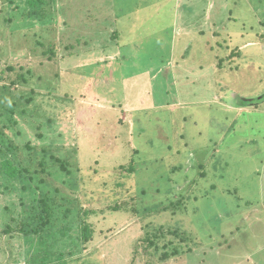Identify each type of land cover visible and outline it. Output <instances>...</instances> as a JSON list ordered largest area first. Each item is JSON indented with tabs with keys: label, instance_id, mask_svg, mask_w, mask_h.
Segmentation results:
<instances>
[{
	"label": "rangeland",
	"instance_id": "obj_1",
	"mask_svg": "<svg viewBox=\"0 0 264 264\" xmlns=\"http://www.w3.org/2000/svg\"><path fill=\"white\" fill-rule=\"evenodd\" d=\"M87 1L86 8V0H59L54 10L60 30L56 41L65 38L75 45L77 36L85 38V47L61 51L56 61L45 63L30 43L11 38L13 27L25 22L2 30L7 11L15 5L8 8L0 0V148L7 151L0 159L26 153L11 143L49 147L51 139L37 136L43 119L51 118L59 127L55 144L72 156L82 170L75 176L86 182L78 192L62 187V179L53 186L100 211L111 203L101 194L113 186L114 168L133 164L130 184L148 193L146 201L138 199L141 208L169 202L170 210L142 217L126 212L92 217L97 237L89 251L96 252L87 256L77 242V219L67 237L59 232L62 220L42 235L15 231L30 218L33 198L23 194L22 202L20 182L14 181L13 190L0 188V264H42L45 253L51 261L61 252L67 257L75 253L79 263L83 255L95 264H134L135 245L141 247L135 264H148L152 257L143 238L162 225L165 234L168 229L183 231L192 250L178 261L158 264H264V56L255 69L229 58L240 41L236 27L245 24L257 37L264 34V0ZM114 19H119L118 26ZM102 27L108 36L100 39L94 29ZM116 31L120 34L113 39ZM30 35L35 42L36 30ZM97 38L107 48H97ZM219 59L224 60L222 68ZM96 62L108 65L96 68ZM233 63H240L238 70ZM29 70L35 75L30 89L42 97L27 108L18 98L19 88L26 89L13 82ZM252 99L261 104L240 110L232 105ZM21 106H26V116ZM34 106H47L51 115H45L46 109L34 113ZM22 128L25 133L18 136ZM6 182L0 174V185ZM176 190L189 198L184 211L171 216L176 211L170 203L179 198ZM7 225L14 229L11 235L4 232ZM172 240L168 235L159 243L158 258Z\"/></svg>",
	"mask_w": 264,
	"mask_h": 264
},
{
	"label": "trees",
	"instance_id": "obj_2",
	"mask_svg": "<svg viewBox=\"0 0 264 264\" xmlns=\"http://www.w3.org/2000/svg\"><path fill=\"white\" fill-rule=\"evenodd\" d=\"M78 1V0H76ZM5 2V5L7 7H11L15 5L11 10L7 11V17L3 19V25L5 28H2V30L6 29L7 27H13L15 23L17 22L22 23L25 22V24H22L21 27H17L15 30L12 31L15 41H21L22 43H25L28 45L30 43V47H32V51L36 54L42 56V58H46L47 61L45 63H51L53 61L57 60L58 53L60 55L61 51H66L72 53V50L75 46L79 47L82 46L85 47V44H82L81 42L84 41L85 38L77 39L75 45L73 44H67L65 43V38H59L58 40V16L56 15L55 6L58 4L59 0H3ZM88 6V1L86 0V8ZM55 10V11H54ZM5 11V9H4ZM83 12V11H82ZM3 13H0L2 15ZM79 15H76L74 18L78 19ZM93 17H90V19ZM85 19V18H84ZM83 19V20H84ZM94 20V18L92 19ZM115 20V19H114ZM83 22L87 23L89 22V18L87 20H84ZM118 20H115V24L118 26ZM17 24V25H18ZM91 27V26H89ZM61 29V28H60ZM36 30V36H35V42L31 38L30 33L32 32V35L34 34V31ZM123 30V28H122ZM85 30H82V32ZM95 32H98L100 39L102 37H107L108 34H104V27L101 28V30H95ZM1 32V28H0ZM78 33V35L82 34L78 31H75ZM53 33V34H52ZM84 33V32H83ZM120 34V31H116L112 33V38L117 39V36ZM63 35H61L62 37ZM121 36V35H120ZM120 36L118 38H120ZM99 43L96 44V47L98 48V44L104 46V48H107L106 42L98 40ZM232 57V55H231ZM230 57V58H231ZM63 59V57H62ZM45 63H41L42 66ZM224 60L219 59V65H223ZM104 68L107 67V63L102 62H96L95 67L100 68L102 66ZM14 68L11 67V70ZM98 75V74H97ZM91 80L93 77L90 75L88 76ZM35 79V75L33 70H29L26 76L21 75L20 80L13 82V85H22L25 91L19 88L20 93L18 94L22 102H25V104L29 105L27 108L30 107L32 102H36L40 100L42 97V94L37 96L36 91L33 89L31 90V84L32 81ZM14 86V87H15ZM23 94V95H21ZM17 95V96H18ZM51 97L46 96L45 99H50ZM260 101H263L262 98H260ZM256 101V100H250V102ZM258 101V100H257ZM19 103V102H18ZM56 104V101H55ZM54 104V105H55ZM22 105V103H21ZM17 106V105H16ZM50 107V106H49ZM23 109L21 114L26 116L27 115V109L26 106H21ZM35 112H39L40 109H46V116L51 115L50 111L48 110L47 106H34L32 108ZM15 112V111H14ZM53 113V112H52ZM35 117V114L32 115ZM27 122V121H26ZM47 122L46 124H43ZM19 123V122H18ZM25 122H23L24 125ZM43 123L39 125L40 129L42 130V133L39 134L37 137L39 139H45L49 138L51 139V143L49 144V147H43L40 148L38 146L33 145L31 142L26 143L25 145L22 144H15L11 143L12 147L20 150H25V157L18 156L19 154H16L14 156L9 157L8 155H5V158L1 160L0 163V174L4 175L7 178L5 186L0 185V188H4V191L13 190L14 188V181L20 182V189L22 194V202H25L26 199H24L23 194H28L33 198V206H32V214L30 215V218H28L26 221H22L20 224L19 229H16L15 231L25 233L27 235L30 234H37L42 235L41 233H44L46 230L50 228H54L59 221H63L64 226L59 230L61 232V235H69L68 231L72 232V224L71 221L73 219H77L80 221V232L81 236L77 240V242H81V246L83 247L82 252L86 253L87 256H91L95 251L91 250L89 251L90 247L92 246V243L96 240L97 237V228L94 222H92V217H98L100 214H107L108 215H115V213L120 212H126L130 215H137V216H148L152 212H156V214L160 215L163 212H168L170 210L169 202L167 204H160V203H153L152 207H147L145 209H142L138 199L140 198L147 200V191L142 188L140 189L137 185V183L130 184L131 178L133 179L135 175V166L133 164L129 166H118L114 168V184L113 186H109L106 189L107 193H102L101 195L107 194L106 202H108L107 199H111V203L108 202V204L105 205L100 211H98L96 208H92L90 204H88L87 201L85 203H81L79 200L78 202L74 201L73 193L66 192L64 189H61L59 186H57L60 183V180L62 179V187H66L74 192H78L81 188H86V182L83 181V178L79 180L77 176H75V172L82 171L79 166H77L74 162L71 161V157L69 155H65L63 152V147L60 148V146H57L56 143V134L58 132L59 127L55 126L56 122L49 118L43 119ZM19 126H23L22 123H19ZM124 125L126 126V122H124ZM34 125H31L32 128ZM130 131V126L128 127ZM132 133V136L134 134L133 131H130ZM25 133L22 130H19L18 136L20 134ZM126 133V132H125ZM3 134V132L0 130V135ZM99 140V139H98ZM131 144V143H129ZM0 145L4 147V144L2 140L0 139ZM0 148V153L5 154L3 148ZM77 151V150H75ZM136 151V150H135ZM134 151V152H135ZM69 154V153H68ZM38 162V163H36ZM96 165H99L98 162ZM92 168V167H91ZM90 168V169H91ZM97 168H100L98 166ZM95 169V168H93ZM97 173V176H101L99 174V171L94 170ZM56 175H59L57 178ZM61 175V177H60ZM202 176L204 174H201ZM47 176H50L52 180H47ZM96 177V176H94ZM120 179L124 180L123 182H120ZM135 178V177H134ZM55 179V180H54ZM130 179V180H129ZM116 181V182H115ZM55 183H58L56 186H53ZM137 188H135V186ZM97 186V185H96ZM94 186V187H96ZM114 187V188H113ZM113 188V189H112ZM17 190V189H16ZM178 192H174V195L176 194L179 196L178 200L174 199L175 201L170 203L172 204V207H175V211L173 214L171 213V216H177L180 211H184V199L189 198V195L184 196L181 195V192L179 190H176ZM180 192V193H179ZM96 195V194H95ZM130 199V201H129ZM169 200V199H168ZM199 199L194 198V201H197ZM153 202V201H152ZM89 206V207H88ZM161 212V213H160ZM107 216V215H106ZM70 220V221H69ZM57 224H56V223ZM165 226H160L159 232H153V233H147L146 237L143 238L144 247L146 252L152 257L149 260L148 264H158L161 262H175L178 261L179 256L183 257L185 256L188 251L192 250L190 245H188L189 238L186 236V234L183 231H180L179 229H168V233L165 234ZM168 228V227H167ZM110 229V228H109ZM14 229L12 227H9L7 225V228H5L4 232L11 235ZM51 231V230H50ZM168 235L173 236L174 240L168 242L164 245V254L159 256V243L161 241H166L168 239ZM169 241V240H168ZM74 245H77L75 240H73ZM76 247V246H75ZM155 247V250L158 249L155 253L150 251L152 248ZM183 247L182 251L180 249ZM78 249V248H77ZM99 251V249H98ZM171 252V253H169ZM81 255V251L79 252ZM135 253L136 257L141 253V247L140 245H135ZM156 255L157 260H154V257L152 256ZM50 253H45L44 261L42 264H74L78 262L79 258L75 256V253H70L69 257H67V254L65 252H61L59 257L55 260L47 261L46 258L49 257ZM83 255H81V262L79 264H95V261H88L85 259V256L82 258ZM135 257V258H136ZM133 260V263H136V260ZM83 259V260H82ZM174 259V260H173ZM161 261V262H160ZM91 262V263H90ZM168 263V262H167Z\"/></svg>",
	"mask_w": 264,
	"mask_h": 264
},
{
	"label": "crops",
	"instance_id": "obj_3",
	"mask_svg": "<svg viewBox=\"0 0 264 264\" xmlns=\"http://www.w3.org/2000/svg\"><path fill=\"white\" fill-rule=\"evenodd\" d=\"M261 24L263 25V23H261ZM236 28L237 29L239 28V29L238 30L232 29V30L238 33V35L240 37V41L233 46V48H232L233 51L229 52L230 57L232 55L231 61L236 62V60L238 59V62L241 61V62L247 64L248 66L250 65V68L255 69L257 65L262 64L261 57L264 56V34H261V35H259L260 37H257L256 34L252 33L253 30L247 29V25H245V24L243 26H239ZM218 44H220V43L218 42ZM257 53L260 56H257L258 55ZM245 58H247V61H245ZM233 64H236V63H233ZM239 64H236V65L238 66ZM217 65H218V67L222 68L224 64L219 65V60H218ZM239 67H240V65L238 67H236V70H238ZM235 95L237 96V98H240L239 94L235 93ZM252 100H255V99H252ZM223 104L225 105V103H223ZM259 104H261V103H258L257 101L244 103V105H240V103H238V105L235 103H232V105L239 108V110L242 108H245V107H241V106L247 105L250 107H256V106H259ZM226 106H230V105L226 104Z\"/></svg>",
	"mask_w": 264,
	"mask_h": 264
}]
</instances>
